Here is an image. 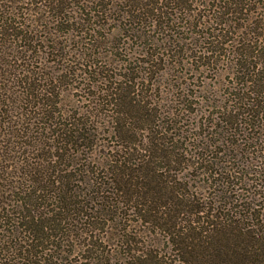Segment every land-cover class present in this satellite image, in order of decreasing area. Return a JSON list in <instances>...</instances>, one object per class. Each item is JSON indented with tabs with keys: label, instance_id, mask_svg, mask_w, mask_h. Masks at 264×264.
Instances as JSON below:
<instances>
[{
	"label": "trees",
	"instance_id": "trees-1",
	"mask_svg": "<svg viewBox=\"0 0 264 264\" xmlns=\"http://www.w3.org/2000/svg\"><path fill=\"white\" fill-rule=\"evenodd\" d=\"M66 1L0 0V264H69L76 247L87 264H264V213L249 203L237 206L242 213L233 209L235 205H223L225 200L238 202L241 185L249 184L248 180L257 182V198L264 200V174L246 178L251 173L243 174L241 166L224 165L223 149L216 148L220 142L229 151L246 152L241 148L245 143L229 141L226 135H246L245 142H257L252 135L257 125L263 126L257 123L264 113V33H258L253 23L246 26L245 21L240 26L235 23L234 28H220L215 36L205 34L201 41L199 58L211 59L216 52L211 46L219 42L218 52L233 54V67L244 85L233 94L238 107L227 115L226 106L224 112L221 107L216 116L229 121L230 127L245 119L248 127L239 134L235 128L220 127L215 132L225 138L197 145L210 150L208 154L195 152L200 164L190 165L185 158L188 152L182 139L189 131L182 125L171 145L167 133L158 136L156 127L161 125L152 105L130 94L143 85L136 80L144 75L134 76V68L128 67L115 86L108 83L96 99L100 106L97 118L109 112L113 137L121 140L119 149L99 155L94 149L91 115L78 116L77 110L66 117L48 108L59 103L55 95L58 81L45 76L40 64L48 65L53 57L58 60L63 44L50 36L28 34L27 19H15L22 15L14 13L16 9L29 17L50 5L62 19L59 14L66 10ZM225 1L238 7L245 0ZM193 2L197 4L195 0H119V10L128 19H184V11L193 12L188 16L195 18ZM210 13L199 16L209 18ZM94 39V45L103 40L96 31ZM171 43L185 50L177 40ZM101 70L109 72L100 68L96 75ZM103 79L110 81L111 77ZM190 167L195 168L194 176H204L212 188L209 201L200 188L192 189V184L178 177L177 173ZM235 191L238 195L232 197ZM135 222L141 228L134 230ZM162 233L168 248L164 252L156 245ZM55 256L65 262L55 263Z\"/></svg>",
	"mask_w": 264,
	"mask_h": 264
},
{
	"label": "rangeland",
	"instance_id": "rangeland-1",
	"mask_svg": "<svg viewBox=\"0 0 264 264\" xmlns=\"http://www.w3.org/2000/svg\"><path fill=\"white\" fill-rule=\"evenodd\" d=\"M79 1V3L74 0L65 2L66 10L63 11V14H59L63 15L62 19L56 10L50 9L53 5L36 9L29 17H26V12L22 9H16L14 13L22 12L21 16H15L17 21L27 19L28 34L50 36L63 44L64 49L58 60L53 57V60L48 59L51 62L48 65L40 64L41 67H45L43 70L45 76L51 75L58 81L56 82L58 89H56L55 95L58 96L59 103L57 105L53 103L48 108L49 110L55 108L57 115L64 113L66 117L77 110L78 116L91 115L95 122L94 135L97 142L93 148L97 150V154L113 152L120 147L121 140L113 137V120L106 115L111 114L104 112V115L97 118L96 112L100 106L96 99H100L103 90L108 87V83L115 86L114 83L117 82L119 75L126 72V67L134 68V76L142 77L144 75V78L136 80L137 83L143 84L142 88L137 87L135 94L134 92L130 94L136 99H138L137 97L146 98L148 104L152 105V112L157 114L158 123L161 125L156 127L161 132H158V136L162 137L167 133L166 139L170 141L171 145L178 125H182L183 129L189 131L184 134L182 141L185 140L184 148L188 152L185 154V158L190 165L196 166L201 163V161L198 162L195 155L196 151L204 154L210 153L209 149L202 150L197 145H208L211 142L210 139L220 141L221 138H225L220 136L219 132H215L220 127L222 129L226 127L229 129L228 131L235 128L238 134L239 131H244L243 128L248 127L245 119H239L238 126L230 127L229 121L226 122L225 118L221 121V118L216 116L221 107V111L224 112V106H226L225 115L229 110L236 108L237 104L233 94L244 86L241 84L240 75L233 67V54L218 52L220 42L216 47L211 46L212 49H216V52L209 56L211 59L207 56L199 58L201 55L199 51L202 52L201 41L205 34L206 36H208L207 34L218 35L220 28L222 30L228 29L229 26L234 28L235 23H239V26L246 23L245 21H247L246 26L253 23L251 26L257 28L258 33H264V26L261 24V21H264V0H245L238 7H234L233 4L229 5L225 0H219V2L195 0L197 4L193 2L192 8L197 9L194 13L198 16L189 17L188 13L193 12L184 11L182 15L184 19H128L124 15L121 16L119 0ZM213 4L211 11H207L208 6ZM83 6H85V10L79 11ZM234 9H237L238 12ZM242 11L244 12L240 14ZM209 12H211L209 18L199 16V13ZM161 22H164L162 26ZM61 23L65 25L60 27ZM225 25L227 26L225 27ZM124 27L127 30L124 31ZM94 31L97 32L98 37L103 39L100 40L102 44L94 45ZM239 31L242 33L243 30ZM243 33L246 32L243 31ZM185 37L188 39L187 41L180 39ZM244 38L246 37L244 36ZM172 40H177L178 45L183 46L185 50L183 49L184 51L181 52L171 43ZM220 41H223V36L220 37ZM167 46L168 48L171 46V50H166ZM100 68L109 69V72L101 70L100 75H96ZM85 70L88 72L85 73ZM95 71L97 72L95 73ZM145 75L148 76L145 78ZM107 76L111 77L110 81L103 79ZM40 77L43 75L38 76V78ZM126 85H130V83ZM96 103L97 105L94 106ZM24 104L20 105L24 107ZM102 108L105 111L107 107ZM124 110L126 108L122 109V111ZM211 113H213L212 116ZM260 116H263L262 120H258L257 124L261 123L263 126L258 127L257 125L254 128V135H252L255 136L257 142H245L246 135L238 138L226 135V139L229 141L238 139V143H245L241 147L246 150L244 154H240V150L238 152L229 151L227 146L220 142L216 144L218 150L222 151L223 149L222 163L232 167L241 166L239 170H243L241 171L243 174L251 173L246 177L249 179L264 174V113H261ZM128 117L130 120L132 119V115L129 114ZM132 127H136V124L133 123ZM210 133H213L212 137H210L212 135ZM139 134L146 135L143 131ZM200 135L202 136L200 137ZM164 144L168 145L167 142ZM225 149L226 152L223 154ZM193 169L195 168L190 167L187 171L177 173L178 177L192 184V189L201 190L209 201L208 198L212 196V192H210L212 188L206 185L204 176H198V174L194 176ZM248 181L249 184L247 182L246 185H241L243 192L239 194L238 202L229 203L225 200L223 205H235L233 209L242 213L237 206L241 203H249L264 213V200L257 198L260 192L258 186L256 188L257 182L254 181L252 184L251 180ZM237 188H240V185L235 189ZM230 195L237 197L238 193L235 191ZM130 219L135 221V217ZM133 226H135L134 230L141 228L140 223L135 222ZM158 238L157 248L163 252L167 251L164 234L162 233ZM82 253L76 247L75 252L69 256V264H87L88 260H84L85 256L82 257ZM62 255L65 254H61L60 257ZM53 261L55 263L65 262L56 256Z\"/></svg>",
	"mask_w": 264,
	"mask_h": 264
}]
</instances>
